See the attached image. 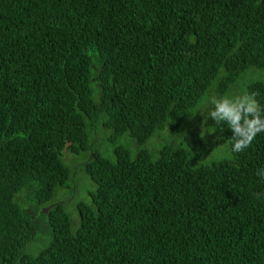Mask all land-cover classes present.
I'll return each instance as SVG.
<instances>
[{"label": "trees", "instance_id": "1", "mask_svg": "<svg viewBox=\"0 0 264 264\" xmlns=\"http://www.w3.org/2000/svg\"><path fill=\"white\" fill-rule=\"evenodd\" d=\"M252 68L264 0H0V264H264V132L199 165L196 134L96 148L98 124L139 147L178 134ZM246 92L264 107L263 82ZM64 151L94 186L75 230L64 203L42 213L76 176Z\"/></svg>", "mask_w": 264, "mask_h": 264}, {"label": "rangeland", "instance_id": "2", "mask_svg": "<svg viewBox=\"0 0 264 264\" xmlns=\"http://www.w3.org/2000/svg\"><path fill=\"white\" fill-rule=\"evenodd\" d=\"M254 82H263L264 83V69H256L252 68L243 73L231 87V89L226 94H234V93H243L246 92L247 86ZM214 90H210L207 97L213 93ZM205 99V101H206ZM203 104L198 108L195 113V116H191L184 128L178 134H171L168 130H164L159 132L157 135L152 137L145 145L139 147L133 144L130 141L127 134L121 136H115L112 131L104 129L100 124L96 125L98 140L96 142V148L100 151V154L108 159H112L113 152L117 148H125L132 153L138 150H147L149 152L158 151L163 145L171 144V143H179L180 140L189 135L196 134L200 136L201 124L203 121V115L200 113L202 111ZM196 118V122H195ZM194 120V122H193ZM215 126L214 122L209 119L207 123L204 125ZM212 131V129H209ZM201 139L204 141L205 150L204 154L197 159H194V164H207L210 162H217L222 160L230 159V151L226 141H224L220 136H218L215 131L212 134H205V137ZM86 159V155L79 154L74 155L67 151H64L62 154V161L65 167L69 169L76 168V176L73 180H71L68 184L65 185L64 188L59 189L53 198V204L64 203L66 205V209L72 216V229L75 230L78 227V214L77 208L81 205L87 206L90 204L89 194L94 190V186L90 182L89 178L84 174V171L78 169V165L84 163ZM26 193H22L19 195L18 199L22 200L19 204L23 208H28L30 206V202L25 198ZM24 199V200H23ZM48 242V236L44 232H40L38 236L37 249L31 252V254L37 253L40 249H42Z\"/></svg>", "mask_w": 264, "mask_h": 264}, {"label": "clouds", "instance_id": "3", "mask_svg": "<svg viewBox=\"0 0 264 264\" xmlns=\"http://www.w3.org/2000/svg\"><path fill=\"white\" fill-rule=\"evenodd\" d=\"M255 96V93L249 92L224 95L211 93L200 111L203 115L200 136L204 138L205 134L210 135L217 127L226 124L232 133L228 140L230 153H240L249 148L256 136L264 132V107ZM209 119L215 126H204ZM257 175H264V171Z\"/></svg>", "mask_w": 264, "mask_h": 264}, {"label": "water", "instance_id": "4", "mask_svg": "<svg viewBox=\"0 0 264 264\" xmlns=\"http://www.w3.org/2000/svg\"><path fill=\"white\" fill-rule=\"evenodd\" d=\"M90 155H91V153H90ZM88 160H90V157L88 158ZM54 205H55V204H53V205L47 207L46 209H44V210L42 211V213H43V214H47V212L50 210V208H52Z\"/></svg>", "mask_w": 264, "mask_h": 264}]
</instances>
